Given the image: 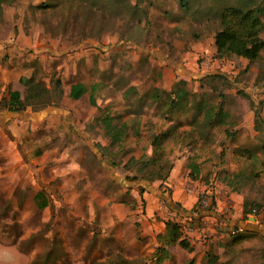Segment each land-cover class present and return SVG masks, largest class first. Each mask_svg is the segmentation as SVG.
Masks as SVG:
<instances>
[{"label":"rangeland","instance_id":"obj_1","mask_svg":"<svg viewBox=\"0 0 264 264\" xmlns=\"http://www.w3.org/2000/svg\"><path fill=\"white\" fill-rule=\"evenodd\" d=\"M40 1L13 0L0 16V264H264V59L219 56L212 41L223 6L264 0ZM215 71L224 77L195 76ZM30 76L46 89L7 116L9 92L23 98ZM179 79L189 93L176 107ZM74 82L86 86L77 98ZM49 105L61 110L33 116ZM219 106L225 121L206 120ZM105 116L125 122L119 141ZM169 127L154 153L152 134ZM168 219L190 249L170 244Z\"/></svg>","mask_w":264,"mask_h":264},{"label":"trees","instance_id":"obj_2","mask_svg":"<svg viewBox=\"0 0 264 264\" xmlns=\"http://www.w3.org/2000/svg\"><path fill=\"white\" fill-rule=\"evenodd\" d=\"M13 0H0V16L3 13V8L5 4L11 3ZM63 1L67 0H41L36 7L39 8H50L55 7L57 5H60L63 3ZM70 3L75 0H69ZM83 3H88V5L92 6L95 5L97 2H101L103 0H78ZM111 3H125V5L130 9L133 10L138 7V2L135 0V2H132L131 0H107ZM81 2H75L77 7L83 6ZM180 3L182 5L186 4L184 0H180ZM264 14V4H229L222 7L220 10L218 17H219V28H217L213 34V40L214 45L216 48L217 55L223 56V55H234V56H241L248 60V64L259 59H264V38L261 36V31L263 29V20L262 16ZM178 68H181V66H178ZM196 78L199 80L203 79H213L216 77H224L222 73L219 71L215 72H206L201 75H195ZM20 83L23 84L26 88V94L23 98L20 96V91L18 89H13L9 92L8 97V110L10 111H21L23 110L26 105L29 103H32L31 98L32 96L37 93L38 91H43L46 88L40 84V82H37L33 79L32 76L30 77H24L20 78ZM182 82L184 83V79H179L174 83L173 89H171V93H174V96L171 97V103L172 105L176 107H181L185 104V98L188 95L189 91L187 88H181L177 87L178 84ZM57 84L59 85V81L57 80ZM211 88L215 90V86L210 84ZM86 90V86L82 82H74L70 85L68 95L70 97L77 98L79 97L84 91ZM158 91H165V89H159ZM184 100V102H183ZM224 113L222 112V108L219 106L217 107L211 114L207 113L205 115V119L214 117L218 122L225 121ZM257 119H255V122ZM105 123H106V133L111 139V143H114L116 141H119L122 136L124 135V125L125 122H122L121 125H118L117 123H113L111 118L109 116H105ZM173 128V126H172ZM172 128H165L159 132L153 133L151 136V145L153 148V152L155 153L158 148L161 146V144L166 141L168 138L173 137ZM257 129V126H255ZM174 129V128H173ZM190 133V132H188ZM235 154H244L249 155L250 151L244 147H237L234 150ZM150 160L155 165H158L156 162V159L151 157ZM162 167V166H161ZM160 167V168H161ZM196 171V170H195ZM197 172V171H196ZM168 174V169L161 173L158 171L157 177L161 181L165 179V177ZM193 176L196 175L195 173L192 174ZM133 180L135 178H132ZM138 179V178H137ZM136 179V180H137ZM140 190H145V187H143L142 184H139ZM161 184H159V187ZM159 188V189H160ZM146 190H150L154 193H156L161 198L167 199V194L164 193L163 190H158L156 188H146ZM157 191V192H155ZM43 191L37 190L34 194V198L43 197ZM168 206L175 210L176 212H184L183 208L180 207V205L176 202H173L172 200L166 201ZM38 207H43L48 204V200L46 198H42L41 201L37 202ZM173 204L177 205L179 208H176L173 206ZM208 209H212L213 206L207 207ZM211 211V210H210ZM207 211L206 213L209 214H215L213 212ZM165 228L170 234L171 241H176L184 246L188 247V249L191 248V246L188 245L187 240L181 236V230L179 228V224L176 221L172 220H166L165 221ZM249 229H246V231L240 232H234V234L231 236V242H237L240 239L245 237V232H247ZM250 231V230H249ZM214 259H212L211 262H208L207 264H213V261L217 260V256H213ZM99 264H105V263H99ZM119 264H129L124 260V263L121 262Z\"/></svg>","mask_w":264,"mask_h":264},{"label":"water","instance_id":"obj_3","mask_svg":"<svg viewBox=\"0 0 264 264\" xmlns=\"http://www.w3.org/2000/svg\"><path fill=\"white\" fill-rule=\"evenodd\" d=\"M61 109L58 108L57 106L55 105H49V106H46L45 108L41 109L40 111H38L37 113L33 114V116H36V117H39V116H42L44 114H46L47 112L49 111H60ZM21 115V112L19 111H11L9 113H7V116H20ZM1 116V115H0ZM138 182H136L135 184H137ZM140 184H143V183H140ZM157 192V191H155ZM173 206H175L176 208H179L177 205L173 204ZM206 214H209V213H206ZM252 229V228H251Z\"/></svg>","mask_w":264,"mask_h":264},{"label":"built area","instance_id":"obj_4","mask_svg":"<svg viewBox=\"0 0 264 264\" xmlns=\"http://www.w3.org/2000/svg\"><path fill=\"white\" fill-rule=\"evenodd\" d=\"M214 199L215 197L213 196V194H209L208 192H205V194H203L200 199L198 200L201 204L202 207H209V206H213L214 204ZM200 228L199 226L196 227V230Z\"/></svg>","mask_w":264,"mask_h":264},{"label":"crops","instance_id":"obj_5","mask_svg":"<svg viewBox=\"0 0 264 264\" xmlns=\"http://www.w3.org/2000/svg\"><path fill=\"white\" fill-rule=\"evenodd\" d=\"M212 41H213V43H214V40H213V37H212ZM241 57V56H240ZM242 59H246V58H244V57H241ZM247 60V59H246ZM248 61V60H247ZM8 65H6V64H0V72H1V70L2 69H6V67H7ZM6 70H8V69H6ZM15 71L16 69L15 68H11L9 71L11 72V71ZM173 195V194H172ZM173 198H174V196H172ZM221 197V196H220ZM219 197V198H220ZM233 197V196H232ZM189 198V196H187V198H186V200ZM234 199H236L237 200V198L235 197ZM151 201H152V198L150 199ZM192 205V204H191ZM148 215H149V213H148ZM164 224V229H165V232H166V228H165V222L163 223ZM163 229V226L161 227V230ZM161 230H160V232H161ZM164 232V233H165ZM171 242H173V241H170V244H171Z\"/></svg>","mask_w":264,"mask_h":264}]
</instances>
